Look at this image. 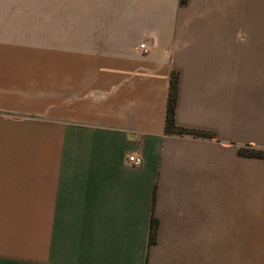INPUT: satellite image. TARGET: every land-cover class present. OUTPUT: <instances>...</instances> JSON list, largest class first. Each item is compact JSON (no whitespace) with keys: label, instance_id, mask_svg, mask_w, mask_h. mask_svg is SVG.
Returning <instances> with one entry per match:
<instances>
[{"label":"crops","instance_id":"0c3cea01","mask_svg":"<svg viewBox=\"0 0 264 264\" xmlns=\"http://www.w3.org/2000/svg\"><path fill=\"white\" fill-rule=\"evenodd\" d=\"M245 146L264 0H0V264H264Z\"/></svg>","mask_w":264,"mask_h":264},{"label":"trees","instance_id":"16d2710c","mask_svg":"<svg viewBox=\"0 0 264 264\" xmlns=\"http://www.w3.org/2000/svg\"><path fill=\"white\" fill-rule=\"evenodd\" d=\"M187 0H182V3H186ZM179 90V77L176 73L173 74L170 86V95L168 103V114L166 118V133L171 135H190L194 137L210 138L212 134L208 132H200L195 130H188L180 128L176 124V104ZM241 154L246 157L264 158V150L258 149L252 146L242 147Z\"/></svg>","mask_w":264,"mask_h":264},{"label":"built area","instance_id":"2783aa9c","mask_svg":"<svg viewBox=\"0 0 264 264\" xmlns=\"http://www.w3.org/2000/svg\"><path fill=\"white\" fill-rule=\"evenodd\" d=\"M141 48L145 50V45H142ZM145 51H147V50H145ZM128 162L131 164L139 166V165L143 164V159L140 157H137L135 155H130L128 157Z\"/></svg>","mask_w":264,"mask_h":264},{"label":"rangeland","instance_id":"374dc122","mask_svg":"<svg viewBox=\"0 0 264 264\" xmlns=\"http://www.w3.org/2000/svg\"><path fill=\"white\" fill-rule=\"evenodd\" d=\"M19 63H20V62H18V64H19ZM23 73H24V72H23ZM23 76H24V75H23ZM23 78H24V77H19L18 79H19V80H23ZM39 79H40V78H39ZM39 83H40V81H39Z\"/></svg>","mask_w":264,"mask_h":264}]
</instances>
